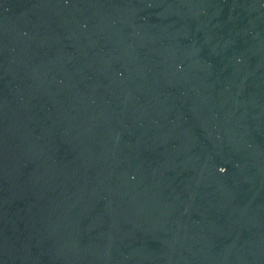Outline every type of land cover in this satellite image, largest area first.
Listing matches in <instances>:
<instances>
[{
  "label": "water",
  "instance_id": "95a60500",
  "mask_svg": "<svg viewBox=\"0 0 264 264\" xmlns=\"http://www.w3.org/2000/svg\"><path fill=\"white\" fill-rule=\"evenodd\" d=\"M0 264H264V0H0Z\"/></svg>",
  "mask_w": 264,
  "mask_h": 264
}]
</instances>
